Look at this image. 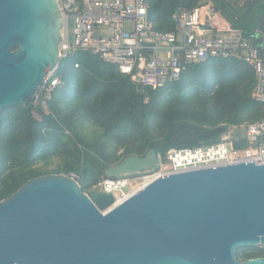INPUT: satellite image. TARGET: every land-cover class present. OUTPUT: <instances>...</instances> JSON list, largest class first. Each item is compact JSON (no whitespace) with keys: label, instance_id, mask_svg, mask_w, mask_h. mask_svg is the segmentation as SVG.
Here are the masks:
<instances>
[{"label":"water","instance_id":"water-1","mask_svg":"<svg viewBox=\"0 0 264 264\" xmlns=\"http://www.w3.org/2000/svg\"><path fill=\"white\" fill-rule=\"evenodd\" d=\"M62 28L58 0H0V113L26 107L58 69ZM211 136L181 124L170 140ZM158 167L150 147L103 174L130 180ZM113 204L97 187L82 192L71 175L29 180L0 202V264H264L235 256L242 247L264 248V165L164 175L106 212Z\"/></svg>","mask_w":264,"mask_h":264},{"label":"trees","instance_id":"trees-1","mask_svg":"<svg viewBox=\"0 0 264 264\" xmlns=\"http://www.w3.org/2000/svg\"><path fill=\"white\" fill-rule=\"evenodd\" d=\"M146 1L154 30L171 32L173 14L202 0ZM238 4H229L225 13H237L232 26L256 43L252 32L264 30V0ZM224 5L221 0L216 8L223 11ZM55 75L59 84L40 122L32 118L31 101L0 113V202L46 175H75L87 193L126 156L141 157L150 147L164 154L215 143L226 129L261 117V106L252 99L254 71L234 60L187 65L178 81L158 89L134 85L116 66L90 53L61 60ZM181 124L199 126L212 136L173 144L170 135ZM235 256L239 261L261 258L264 248L242 247Z\"/></svg>","mask_w":264,"mask_h":264},{"label":"built area","instance_id":"built-area-1","mask_svg":"<svg viewBox=\"0 0 264 264\" xmlns=\"http://www.w3.org/2000/svg\"><path fill=\"white\" fill-rule=\"evenodd\" d=\"M210 1L202 0L190 10L179 8L172 16L174 30L158 32L148 18L146 0H58L63 19L60 60L90 53L116 66L134 85L150 89L176 82L187 65L213 58L243 62L255 74L252 99L261 106L258 120L228 128L215 143L157 153L158 170L135 178L139 182L134 191L133 179L103 178L95 187L114 198L106 212L164 175L238 163L264 165V30L254 32L258 42L252 43L240 30L219 29L209 17L217 16ZM56 71L47 73L31 100L35 121L49 114L48 102L59 84Z\"/></svg>","mask_w":264,"mask_h":264},{"label":"crops","instance_id":"crops-1","mask_svg":"<svg viewBox=\"0 0 264 264\" xmlns=\"http://www.w3.org/2000/svg\"><path fill=\"white\" fill-rule=\"evenodd\" d=\"M214 1H221V0H214ZM223 2L225 3V5H224V10L223 11H221V8H216V7H214L213 6V8L215 9L216 8V13H217V16H222V17H220V19H219V23L218 22H215L214 21V23L217 25V27L219 28V29H224V28H226V27H229V28H232V29H235L233 26H232V24H231V22H232V20H237L238 19V15H237V13H225V11L229 8V4H232V1L231 0H223ZM244 4V3H243ZM239 6H241L242 4H238ZM251 21V20H250ZM237 30H240V29H237ZM255 31H257V29L255 28L254 30H253V32L252 33H254Z\"/></svg>","mask_w":264,"mask_h":264},{"label":"rangeland","instance_id":"rangeland-1","mask_svg":"<svg viewBox=\"0 0 264 264\" xmlns=\"http://www.w3.org/2000/svg\"><path fill=\"white\" fill-rule=\"evenodd\" d=\"M231 1H232L233 4H234L235 2H237V3H239V4H243V3L246 2V0H231ZM210 3H211L212 6L216 7L217 4L219 3V1H214V0H212V1H210ZM209 17H210V19H213V21L219 23V19H220V17H222V16L220 15V16H216V17H214V16H209ZM71 27H72V22H71V20H69V23H68V38H69V42H71V40H72V37H71ZM133 180H134V179H133ZM135 181H136L135 184H137V183L139 182V180H137V179H136Z\"/></svg>","mask_w":264,"mask_h":264},{"label":"bare ground","instance_id":"bare-ground-1","mask_svg":"<svg viewBox=\"0 0 264 264\" xmlns=\"http://www.w3.org/2000/svg\"><path fill=\"white\" fill-rule=\"evenodd\" d=\"M135 183H136L135 180H132V181L130 182L131 187H132V191L136 190V187H137V186L135 185Z\"/></svg>","mask_w":264,"mask_h":264}]
</instances>
